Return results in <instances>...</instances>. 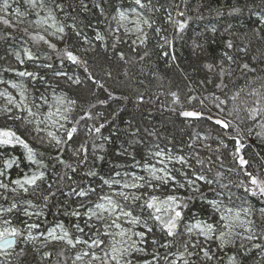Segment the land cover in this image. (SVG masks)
Masks as SVG:
<instances>
[{"label": "trees", "instance_id": "obj_1", "mask_svg": "<svg viewBox=\"0 0 264 264\" xmlns=\"http://www.w3.org/2000/svg\"><path fill=\"white\" fill-rule=\"evenodd\" d=\"M63 2L70 16L66 19L64 13L57 11V20L61 24H68L72 23L71 17H75L77 30L82 35L77 37L71 29L66 28V40L62 45L44 37L48 43L56 46L55 50L43 41L32 38L43 36L42 34L29 30L24 23L13 22L0 9V18L9 21L8 26L0 22V80L22 81L27 90V102L33 111H37L34 103H41V94L49 98L58 95L68 100H76L70 114L72 118L78 119L85 112L92 115L91 120L81 121L79 132L75 136L76 141L88 139L82 127L85 123L97 127L101 123L105 125L101 134L95 137L97 145H104L103 150L97 148L95 155L102 156L103 159L93 157L92 144L89 141V160L82 169L87 171L92 168L98 176L85 179L81 175L69 174L74 175L76 181L84 187L88 186L89 180L94 186H98L101 177L115 172H119L120 176H126V173L146 176L142 169L132 167L134 161L131 157L134 155L143 163L141 158L149 152L171 149L175 155L187 157L195 171L202 172L208 179L218 181L210 187H203L208 197L222 193L218 199L229 203L231 198L232 202L229 204L250 206L258 213L264 207V200L248 195L238 185L241 181L246 184L248 179L244 175L245 169L239 165L240 157L248 161L245 166L248 172L264 178V128H261L264 125V115H258L253 120L246 110L256 106L254 102L257 97L251 93L254 90L264 92V23H260L264 17V0H175L180 5V10L185 12V17L177 18L188 20V26L180 33L171 24L165 23L167 14L163 9L153 13L144 11L143 15L155 22L152 28H144L147 32L144 44H140L132 35L116 32L114 28L116 20L113 17L116 16L117 9L135 7L132 0H84L88 5L87 9L81 7L80 0ZM152 3L167 8L170 7L171 0H152ZM14 4L19 13L28 15L23 0H15ZM95 5H100V8ZM234 8L239 11H234ZM171 12L176 17L174 7ZM89 24L101 32L105 37L104 41L95 40V31L87 27ZM157 27L163 29L160 35L155 32ZM212 28L216 31H211ZM84 35L90 43L82 42ZM161 36H166L170 43L164 44ZM133 40L137 43L133 44ZM228 41L233 43V48L226 47ZM78 44L82 50L74 48ZM113 44L116 45L115 48L112 47ZM161 44L164 47H160ZM241 48L245 51L241 52ZM25 49L32 54V60L25 56ZM64 49L71 51L84 64L78 66L68 61L63 56ZM17 53L20 54L23 64L16 59ZM120 53H123L124 59H120ZM226 54L231 55L236 62L230 63ZM244 63L249 64L255 71L244 70ZM221 64L231 71V76L226 75L224 78L228 87L223 92L215 87L220 82L218 73ZM207 65H213V70ZM85 66L87 72L84 71ZM25 70L33 72L37 79L33 81L31 77L21 78L16 75V72ZM58 72L64 75H56ZM89 74L97 83L87 79ZM69 76L73 80L79 78L81 83H73L68 79ZM41 77L44 79L41 80ZM45 82L50 87L46 88ZM172 92L177 93L179 98L176 104L172 103ZM233 95H236L235 100L231 99ZM214 96L225 100V104L221 106L223 111L216 107L218 102ZM191 97L194 99L190 101ZM46 107L43 106L39 112L44 113ZM183 110L201 112L203 116L199 119L185 118L180 115ZM13 113L26 115L16 113L15 109ZM209 116L230 121L232 126L225 131L208 119ZM64 123L66 127L71 126ZM4 126L11 127L21 135L37 151L38 159L51 164L49 157L56 155L55 146L54 142H49L45 132L37 133L33 130L34 125L8 120L0 114V127ZM40 137H44V140L41 141ZM230 137L240 140L239 155H235L236 141ZM124 150H127L128 155L124 154ZM23 152L19 146L15 149H0V171H5V176H0V182L8 185L7 191L0 189V205L8 207L12 202L27 200L37 205L30 210L42 211V215L39 218L33 216L29 221L40 225L33 231L37 237L46 234V230L55 227L57 222L64 224L73 237L80 235L72 228L75 218L70 215L80 202L79 198L65 197L57 191L58 187L68 191L71 181L65 179L59 184H53L51 191L56 192V195L49 198L47 207L35 193L25 196L12 192L15 186L10 183L11 180L22 178L24 174L31 175L38 170L36 166H30L24 161ZM39 153L44 155L41 157ZM71 153L72 147H69L65 159ZM10 156L17 159L19 167L14 165L12 169L5 170L3 160ZM153 159L155 157H150L149 163ZM197 160L203 161V165L197 164ZM71 162L75 163L74 157ZM56 168L60 174L66 171L60 165ZM47 175L48 180L40 182L36 192L43 193L47 189V184L52 179L50 167ZM221 185L227 187L221 188ZM139 191L144 192L145 189ZM181 193L187 195L185 190H181ZM153 194L163 196L161 192ZM244 201H247V205L243 204ZM200 204L198 199L191 202L193 210L198 215H203ZM80 211L83 212L84 209ZM156 235L160 238L159 233ZM254 244L260 247H253ZM211 246L215 248L214 244ZM20 248L25 249L24 257L17 255ZM83 248V245L72 248L62 241L45 243L40 238L21 243L15 251L10 249L12 253L5 257L1 256L3 252L0 251V264H72L75 252ZM237 249H228L226 254H220L219 261L214 260L208 264H227V256L236 254ZM175 250L174 247L170 251ZM96 251L99 253L98 249ZM157 251L161 255L159 264H165L162 257L169 250L159 248ZM152 252L153 248L148 246V259H151ZM45 253L48 255L45 256ZM238 259L240 264H264V240L257 239L251 243L245 241V248L239 251ZM200 264L204 262L200 261Z\"/></svg>", "mask_w": 264, "mask_h": 264}, {"label": "snow or ice", "instance_id": "obj_2", "mask_svg": "<svg viewBox=\"0 0 264 264\" xmlns=\"http://www.w3.org/2000/svg\"><path fill=\"white\" fill-rule=\"evenodd\" d=\"M25 3L31 10L44 11L43 18L37 19L35 23L54 28L55 31L49 33L50 35L60 34L57 38L63 39L66 35V28L71 29L77 37L82 35V32L77 30L75 17H71L72 23L61 24L57 22V11L64 13L66 19L70 16L65 10L63 0H25ZM132 3L135 7L124 10L117 9V16L113 19L117 20L120 27H124L126 33H143L137 37L140 44L146 43L147 40V32L144 31V26L152 28L155 23L143 15L144 11L153 13L163 9L167 14L165 23L171 24L177 33L182 32L188 26L187 19L177 18L185 17V12L180 10V5L176 4L175 0H171L170 7L167 8L163 5H154L152 0H147V2L145 0H132ZM80 4L82 8H88L84 0H80ZM95 7L100 8V5H95ZM172 7L176 9V17L172 15ZM3 8H10L8 0H4ZM234 11H239V9L234 8ZM16 14L24 15L18 10ZM36 14L39 15V12L37 11ZM130 14L134 19L129 20ZM101 15H103L102 11ZM0 22L6 26L9 25L7 19L0 18ZM124 22L131 23L134 27L129 29ZM260 23H264V17L261 18ZM87 27L93 28L91 24ZM93 30L95 31V40L104 41L105 37L101 32L94 28ZM162 31V28H155L157 35H160ZM211 31L215 32L216 29L212 28ZM32 38L43 41L48 44L49 48L55 50L56 46L48 43L44 36ZM161 39L164 44L170 43L166 36H161ZM82 42L90 43L86 35L83 36ZM132 43L136 44L137 41L133 40ZM164 44H161L160 47H164ZM115 46V44L112 45L113 48ZM233 46L231 41L227 42L226 47L228 49L233 48ZM135 50L134 48L133 51ZM240 51L244 52L245 49L241 48ZM119 55L120 59H124L123 53ZM25 56L29 60L33 59L32 54L27 49H25ZM63 56L78 66L84 64L67 49L63 50ZM16 59L23 64L19 53L16 54ZM226 59L230 63L236 62L231 55L226 54ZM46 67H51V65H46ZM207 67L213 70V65H207ZM242 68L247 71H255L247 63L242 64ZM84 71H88L86 66ZM16 75L21 78L31 77L33 81L37 79L33 72L27 70L18 71ZM56 75H64V73L58 72ZM226 75L231 76V71L225 69L221 64L218 73L220 82L215 84V87L221 92L228 87L224 79ZM40 79L43 80L44 78L41 77ZM68 79L75 84L81 83L79 78L73 80L69 76ZM87 79L92 80L94 84L97 83L91 74L87 76ZM98 86L103 87V85ZM10 87L18 89L19 100L17 101L7 92H0V97H4L7 105L10 106L0 109V113L6 116L8 120L23 121L25 125H34L33 130L37 133L45 132L49 142H54L56 152V155L49 157L51 164H46L42 159H38L37 151L21 135L11 127H0V149H15L19 146L24 150V161L38 169L33 171L31 175L24 174L22 178L11 180L10 183L15 186L12 188V192L22 193L25 196L35 193L47 207L49 198L56 195V192L51 191L53 184H59L65 179L71 181L68 191H63L59 187L57 191L65 197L79 198L80 202L70 215L75 218L72 228L80 235L73 237L64 224L57 222L55 227L46 230V234L37 237L33 231L38 229L40 225L29 221L33 216L41 217L42 211H31L30 209L37 207L31 200L12 202L8 207L0 205V225H2L0 227V251L8 254L6 250L15 251L21 243L42 238L45 243L62 241L72 248L83 245L84 248L77 252L75 260L82 261L84 257H89L87 264H159L161 259V255L157 251L159 248L169 250L162 257L165 264H178V262L180 264H200V261L208 264L214 260L219 261L221 259L220 254H226L230 248L237 249L238 244L237 253L227 256V264H240L238 254L240 250L245 248V241L251 243L257 239L264 240V207L260 208L258 213L250 206H242L239 210L234 211L223 200L217 198L222 193H216L211 198L208 197L204 193L203 187H210L218 181L208 179L202 172L195 171L187 157L175 155L171 149L149 152L147 156L141 158L143 163L141 160H137L134 155L131 157L134 161L132 167L142 169L147 173L146 176L126 173L125 175L129 176L130 179H117L116 177L120 176V173L115 172L114 174L110 173L107 177H101V183L98 186H94L90 180L88 186H81L76 181L75 176L71 174L81 175L85 179L98 176V173L92 168L87 171H82V169L89 160V141L92 144L93 157L99 160L103 159L102 156L95 155L97 148L100 150L104 148L103 144H96L95 137L101 134V129L105 125L101 123L97 127L85 123L82 127L85 129V135L88 139L76 141L75 136L79 132L78 126H80L81 121L92 119L90 112H85L78 119L70 116L77 103L76 100L54 97L55 103L49 104L47 97L41 94V103H34L37 111H33L32 106L27 102V90L24 84L10 83ZM45 87H50V85L45 82ZM251 95L257 97L254 102L256 106L246 110L249 117L255 120L258 115H264V92L254 90ZM171 96L173 97L172 103L176 104L179 100L177 93L172 92ZM189 99L191 101L194 97ZM214 99L218 102L216 107L223 111L221 106L225 104V100L220 99L219 96H214ZM231 99L235 100L236 95H233ZM45 105L47 112L41 114L39 110ZM13 109L16 110V113H26V115L14 114ZM180 115L185 118L199 119L203 113L183 110ZM208 119L225 131L232 126L230 121L223 118L209 116ZM64 122L71 126L66 127ZM49 127L56 128L57 131L63 130V132L61 135H57L56 132L48 130ZM261 128H264V125H261ZM230 138L235 139L237 145L235 155H239L240 140L236 137ZM103 139L107 140L108 137H103ZM40 140L43 141L44 137H40ZM76 144L79 146H75ZM189 146L191 147V145ZM69 147H72V153L70 157L65 159V153ZM223 147H227V145H223ZM124 154L128 155L127 150H124ZM43 155V153H39V156L42 157ZM73 157L75 163L71 162ZM150 157L156 158L155 163H149ZM217 159L220 157L217 156ZM197 164L203 165V161L197 160ZM247 164L248 161L240 157L239 165L245 169L244 175L248 179L246 184L241 181L238 186L243 187L248 195L258 196L264 200V178L248 172L245 167ZM3 165L5 170L12 169L14 165L19 167L17 159L11 156L3 160ZM57 165L62 166L66 171L62 174L58 173ZM176 165L180 167H176ZM49 167L52 170V179L48 182L47 189L43 193H38L36 189L40 187V182L48 180L47 169ZM0 176H5V171H0ZM105 186L110 190L109 192H105ZM226 187L227 185H221V188ZM0 189L7 191L8 185L0 182ZM141 189H145V191L140 192ZM181 190H185L187 195L181 193ZM156 192L163 193V196L153 194ZM197 199L201 202L200 211L203 215H198L191 206V202ZM231 202V198H229V203ZM243 204L247 205V201H244ZM80 209H84V211L81 212ZM204 216L207 218L205 219ZM149 221H152L151 225ZM137 227L141 230H136ZM157 233L160 234V238L157 237ZM194 237L195 239H193ZM213 244L215 248L211 246ZM148 246L153 248L151 259L147 258L146 249ZM252 246L260 247V245L255 244ZM174 247L176 250L170 251ZM97 249L99 253L96 251ZM141 254L145 255L142 256ZM17 255L24 257L26 255L25 249L20 248ZM47 255L48 253H45V256Z\"/></svg>", "mask_w": 264, "mask_h": 264}, {"label": "rangeland", "instance_id": "obj_3", "mask_svg": "<svg viewBox=\"0 0 264 264\" xmlns=\"http://www.w3.org/2000/svg\"><path fill=\"white\" fill-rule=\"evenodd\" d=\"M0 1H1V7H0L1 12L3 13V15L9 17L13 22H16V23H18V22L24 23V24L26 25V27H27L29 30H32V31H34V32H37V33L42 34L44 37H46V38L49 39L51 42H53V43H55V44H57V45H62V44L65 43L66 35L64 36L63 39H58L57 36H59L60 34H56V35H50V34H49V33H52V32L55 31L54 28H48L46 25H37V24L35 23V21H36L37 19H41V18H43V16H44V11H43V10H39V9H37V10H31V9L29 8V6L25 3V0H23L24 3H25L26 6H27V12H28V15H17V14H16V12H17V8H16V6H15V4H14L15 0H8V3H9V5H10V8H8V9H4V8H3L4 0H0ZM129 9H130V8H129ZM37 11L39 12V15L36 14ZM138 11H139V9H138ZM116 16H117V13H116ZM132 19H134V17L130 14V15H129V20H132ZM57 22L60 23L58 20H57ZM124 23L127 25V27H128L129 29H131V28L134 27V25L131 24V23H128V22H124ZM145 27H147V26H144V28H145ZM114 28H115V31H116V32H122V33L125 34L126 36H127V35H132V36H134L136 39H137L138 36L143 35V33H133V32H127V33H126L124 27H120V26L117 24V20H116V23H115ZM79 43H80V42H79ZM74 48H75L76 50H79V49L82 50V49L80 48V44L75 45ZM0 81H2V83H0V92H7V93H9L10 95H12V96L14 97V99H16V100L18 101V100H19L18 89H14V88L10 87V83H23V82L20 81V80H19V81H3V80H0ZM23 84H24V83H23ZM24 87H25V85H24ZM54 97H61V96H58V95H52V96H50V98L47 96V99H48V103H49V104H52V102H53V104L55 103V102H54V99H53ZM39 102H41L40 99H39ZM6 106L10 107L9 105H7V102H6V100L4 99V97H0V109L4 108V107H6ZM45 106H46V105H45ZM13 110H14V109H13ZM53 110H54V109H53ZM15 111H16V110H15ZM45 112H47V107H46V111H45ZM45 112H44V113H45ZM0 114H2V113H0ZM41 114H43V113H41ZM41 127H43V125H41ZM48 130H51V131H53V132H56L57 135H61L62 132H63V130L57 131L56 128H51V127H49ZM155 160H156V158H155ZM155 160L153 159V162H152V163H155ZM157 166L159 167V165H157ZM169 167H170V165H169ZM145 174L147 175V173H145ZM141 175H142V174H141ZM116 178H117V179H130L129 176H119V177H116ZM109 191H110V190H108L107 187H106L105 192H109ZM2 193H3V191H2ZM224 203H225L228 207L233 208L234 211H237V210L240 209V207H242V206H239V205H236V206L231 205V204H229L228 202H225V201H224ZM31 211H32V210H31ZM193 222H194V221H193ZM125 226L127 227V225H125ZM136 230H141V229H140L139 227H137ZM57 231H59V230H57ZM68 246H69V245H68ZM141 246H142V245H141ZM69 247H70V246H69ZM7 252H8V254H5V252H3V253L1 254V256L5 257V256H7V255H9V254L12 253L11 250H10V251H7ZM77 252H79V251H76V252H75V254H74V256H73V259H72V264H87V261H88L89 257H84V259H83L82 261H76V260H75V256H76ZM178 264H180V262H178Z\"/></svg>", "mask_w": 264, "mask_h": 264}, {"label": "water", "instance_id": "obj_4", "mask_svg": "<svg viewBox=\"0 0 264 264\" xmlns=\"http://www.w3.org/2000/svg\"><path fill=\"white\" fill-rule=\"evenodd\" d=\"M10 250V249H9ZM6 251H8V250H6ZM3 252V251H2Z\"/></svg>", "mask_w": 264, "mask_h": 264}]
</instances>
